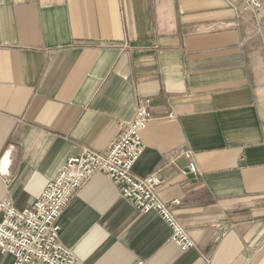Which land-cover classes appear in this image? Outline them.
I'll return each instance as SVG.
<instances>
[{
    "label": "crops",
    "instance_id": "obj_1",
    "mask_svg": "<svg viewBox=\"0 0 264 264\" xmlns=\"http://www.w3.org/2000/svg\"><path fill=\"white\" fill-rule=\"evenodd\" d=\"M260 2L0 0V202L31 206L69 157L106 153L142 104L152 119L133 172L161 178L196 247L96 172L60 218L77 264H264Z\"/></svg>",
    "mask_w": 264,
    "mask_h": 264
},
{
    "label": "built area",
    "instance_id": "obj_2",
    "mask_svg": "<svg viewBox=\"0 0 264 264\" xmlns=\"http://www.w3.org/2000/svg\"><path fill=\"white\" fill-rule=\"evenodd\" d=\"M246 2L255 9L262 7L260 0ZM151 119V111L139 104L134 118L120 124L121 130L106 153L83 149L81 154L69 157L31 206L18 210L11 200H2L0 254H11L13 264H77L79 258L61 240L60 218L73 195L96 172L104 173L117 185L138 211L160 213L171 228V240L182 250L195 248L188 231L159 196L161 178L156 174L141 177L133 172L145 149L142 131ZM187 170L195 173L196 165L189 162Z\"/></svg>",
    "mask_w": 264,
    "mask_h": 264
}]
</instances>
